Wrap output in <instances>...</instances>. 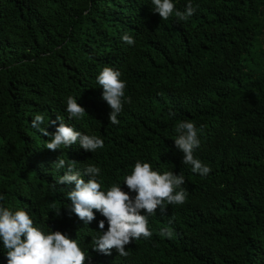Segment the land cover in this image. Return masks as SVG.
I'll return each mask as SVG.
<instances>
[{"label": "trees", "instance_id": "obj_1", "mask_svg": "<svg viewBox=\"0 0 264 264\" xmlns=\"http://www.w3.org/2000/svg\"><path fill=\"white\" fill-rule=\"evenodd\" d=\"M173 3L184 11L188 0ZM192 4L195 13L181 21L175 13L162 20L151 0H0V204L77 240L85 264H264V0ZM104 67L122 74L131 98L119 124H110L97 83ZM68 96L85 108L82 119L68 117ZM36 114L49 133L61 116L104 147L48 150L51 136L32 127ZM181 121L199 130L194 155L210 167L207 176L182 163L173 139ZM59 157L81 172L99 167L101 190L116 184L133 198L123 183L138 160L181 173L186 202L149 216L152 236L133 238L127 256L98 253L92 239L107 220L94 210L86 225L70 211L74 185L55 183L66 171L54 166ZM164 228L171 237L160 235Z\"/></svg>", "mask_w": 264, "mask_h": 264}, {"label": "clouds", "instance_id": "obj_2", "mask_svg": "<svg viewBox=\"0 0 264 264\" xmlns=\"http://www.w3.org/2000/svg\"><path fill=\"white\" fill-rule=\"evenodd\" d=\"M153 12L158 13L162 20H167L173 13L181 21H187L196 11L192 0H188L184 11L175 10L173 0H151ZM122 40L134 45L132 36L124 33ZM121 73L111 67H104L97 76V83L103 88L102 98L109 105L110 124H119L118 115L122 112L125 102L126 81L121 79ZM66 110L70 119L80 120L86 110L75 98L68 96ZM59 121L55 133H49L45 127L44 116L36 114L31 124L44 136H51L46 148L55 151L61 146L71 147L79 144L85 151L95 153L104 147V140L96 135H88L77 131L74 127L65 124L63 117L57 116L49 124ZM198 129L194 122L181 121L175 127L174 139L176 148L183 153L182 163L190 165L191 171L207 176L211 169L204 165L194 153L200 147ZM76 161H66L59 157L54 163L57 169H66L55 183L59 185H74L68 190L67 198L71 201L70 211L86 225L95 219L94 210L106 218L99 222V233L93 237V249L98 253L111 255L116 249L120 256H127L125 246L133 238L149 239L152 232L148 227V217L157 214L167 215L168 205H183L187 199V191L182 187L185 178L180 173L165 171L161 174L153 170L146 162L137 161L130 175L124 178V183L130 192L136 193L133 198L120 185L113 184L107 191L102 189L101 169L95 165H86L81 172L76 168ZM90 177L85 180L84 177ZM179 189V190H178ZM5 199L0 195V201ZM145 210L147 215H141ZM172 220H169L171 223ZM160 235L172 236L168 228L161 229ZM0 239L7 250V264H85L86 253L79 247L77 240L69 238L61 231L45 233L41 228L34 226V221L27 211L21 209L15 212L0 204Z\"/></svg>", "mask_w": 264, "mask_h": 264}]
</instances>
